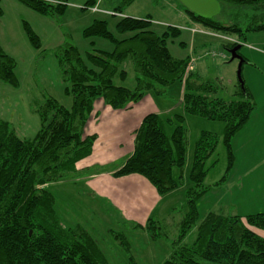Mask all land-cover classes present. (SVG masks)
<instances>
[{
  "label": "trees",
  "instance_id": "1",
  "mask_svg": "<svg viewBox=\"0 0 264 264\" xmlns=\"http://www.w3.org/2000/svg\"><path fill=\"white\" fill-rule=\"evenodd\" d=\"M16 1L41 16L57 19L66 14L69 4V0ZM99 1L85 0L81 10L89 11ZM135 1L125 0L116 8L117 13L122 14ZM217 1L222 7L221 14L229 10L230 23L219 20L221 14L204 19L180 6L195 24L207 31L235 38L236 43L225 46L229 52L245 43L247 35L264 32V0ZM1 2L0 18L4 16ZM152 26L151 16L124 17L117 24L116 32L126 37L119 39L110 32L107 21L95 20L83 31V37L108 41L114 47L112 52L95 49L94 42H91L92 51L84 57L70 43L59 48L57 57L65 84L64 95L72 99V105L65 107L46 96L42 105L36 107L37 102L31 103V112L41 122L33 139H20L15 127L0 117V264H109L87 230L63 223L49 190L53 184L77 183L91 174V170L78 171L77 164L92 155L97 141L96 135L86 134V128L98 100L115 111H126L150 92L168 99L166 88L176 82L183 83L184 113L224 124L222 141L228 165L225 175L214 187L227 181L235 164L232 141L246 127L255 105L245 85L240 83L233 99L221 98V89L215 81H203L199 74L188 70L190 57L183 60L172 57L168 40L178 39L181 30L169 26L165 33L158 35ZM23 28L30 45L41 50V39L27 21H23ZM16 68V60L0 44V83L19 89ZM132 77L133 84L127 86ZM171 128L173 131L169 134ZM187 138L184 116L147 115L136 132L133 154L113 176H141L160 197L177 191L184 181ZM218 143L219 136L210 132H203L197 141L189 175L192 187L187 191V213L179 224L171 254L163 264H264V237L258 233L264 231V213L239 216L208 211L204 216L199 214L198 202L210 192L205 186L206 164L216 153ZM175 170L180 172L178 177L174 175ZM122 223L131 230L146 231L153 239L166 236L161 221L154 218L144 225L125 218ZM112 237L129 251L128 242L121 234L112 233ZM130 262L135 264L132 258Z\"/></svg>",
  "mask_w": 264,
  "mask_h": 264
},
{
  "label": "rangeland",
  "instance_id": "2",
  "mask_svg": "<svg viewBox=\"0 0 264 264\" xmlns=\"http://www.w3.org/2000/svg\"><path fill=\"white\" fill-rule=\"evenodd\" d=\"M10 1L19 6H24L16 0H2L1 7L5 15L0 18V31L2 30V24H6L7 21L13 22L14 18L19 17ZM74 1L69 0L68 10L60 19L44 17L45 20L49 21H44V23L30 21L41 39L43 45L41 50H35L31 47L23 34V30L22 33L20 31L21 37L17 39L19 54H16V75L21 88L14 89L9 85L0 83V115L3 117L2 119L9 121L15 127L17 135L22 140L33 139L41 127L39 116L31 112V103L37 102L36 107L42 105L46 96L54 98L65 107L69 108L72 105V99L64 95L65 84L57 50L66 43H70L77 47L83 57L86 53L92 51L89 40L83 37V30L99 18H107L110 21L111 31L116 34L114 27L117 16L115 19H111L110 16L102 15V13L93 14V9L83 12L78 9V6L72 5ZM124 1L121 0V5ZM106 7L107 4L105 3L101 5V8ZM224 11L219 20L228 24L230 23L228 20L230 12L228 9ZM128 13L130 18L140 17V19H143L151 16L154 21L153 31L158 35H162V32L166 31L169 26L186 27V19L183 15L186 13L176 0H136ZM34 14L37 13L34 12ZM21 17L25 19L24 16ZM26 21L28 20L26 19ZM215 35L205 40V43H208L201 48L204 50L203 52H200V47H198L196 53L193 54L191 52L192 35L190 32L182 30L178 39H170L168 48L172 57L176 60H183L189 56L198 59L206 52L223 55V57H216L214 60L201 58L204 61H197V69L194 72L199 74L203 81H215L221 89V95L219 94L221 98L231 100L239 90L237 76L239 61H229L231 55L225 46L232 45L237 40L221 34ZM58 38L61 42L59 45ZM180 43H185V47H181ZM241 45L243 47L240 50V55L249 60L248 63L243 64L242 78L255 105V110L246 127L234 137V143L238 141L242 144L245 141L251 142L252 146L246 147L242 152H247L251 156L252 162L251 165L248 162L246 165L245 163L242 165L239 157L238 167L232 169L224 185L218 188L214 187L225 175L228 165L227 153L222 141L224 124L186 115L183 105L180 103V93L183 88L181 82H176L166 88L168 99H158L163 104L168 102L166 105L174 111L172 115L185 117V127L188 131L187 164L182 172L184 176L183 186L166 197L161 206L162 208L154 216V219L161 221V227L166 236H157L156 239H153L146 231L131 230L130 227L122 223L121 213L116 212L109 203L105 201L101 203L88 196L83 184L64 181L49 187L55 197L56 213L63 223L68 227L79 225L87 230L96 240L109 264H131L130 258L133 259L135 264H163L168 259L172 251V244L179 234V224L187 213V191L192 187L189 175L195 147L203 132L218 135L219 143L216 153L206 164L208 176L205 180V186L210 188V192L198 202L200 216H204L208 211L225 215H248L256 213L260 207L264 209V55L259 54V51H264V32L247 35L246 42ZM95 49L113 51L114 47L106 40L97 39ZM250 54H254L255 62ZM250 61L254 65L251 66ZM189 67L192 68V65L190 64ZM261 71H263V77ZM258 75L262 79L259 80L256 77ZM132 79L133 77L127 82V86L133 84ZM252 82L257 87L251 86ZM257 127L262 129L259 132L261 136L256 134L252 141L249 134L257 131L246 130L247 128ZM172 131L173 128L169 129V134ZM245 134H247L246 137H244ZM242 138L244 139L242 140ZM255 166L257 167L254 168ZM112 233L121 234L124 237L128 242L129 251L124 250L114 241Z\"/></svg>",
  "mask_w": 264,
  "mask_h": 264
},
{
  "label": "crops",
  "instance_id": "3",
  "mask_svg": "<svg viewBox=\"0 0 264 264\" xmlns=\"http://www.w3.org/2000/svg\"><path fill=\"white\" fill-rule=\"evenodd\" d=\"M48 1L56 2L57 0H48ZM83 1L75 0L72 3V5L78 6V9L81 10L85 5V0ZM10 3L14 7L19 17L14 18L13 22L7 21L6 24H2V30L0 31V44L3 50L9 56H11L16 60V54H19V51L17 49L18 47L17 39L21 37L20 31L22 33L23 30V34L25 35L23 28V21H26L27 19L28 24L37 34L38 32L36 28L34 27V25H32V23H30V21L44 23V21H49V20H45L46 18H44V16L34 14L32 10L28 9L25 6H19L18 4L12 1H10ZM103 3L107 4L106 8H101V5ZM120 4H121V0H101L98 3L99 10L101 11L99 12H94L92 10L91 11L93 14L102 13V15L104 14L110 16V14H108L109 12H115V13L118 12L116 8H118ZM130 7H128L122 14H120V16L116 17L117 21L115 23V27H114L115 29L117 24L119 23V21H121L122 18L130 17L128 13ZM183 15L186 19L185 20L186 27H182V28L178 27V28L181 30V32L182 30H186L191 33L192 35L191 52L193 54L196 53V48L198 47H200L199 49L200 52H203L204 50H202L201 48H203V46H205V44L208 43V42L205 43V40L209 37H214L216 35L208 32L203 27L195 24L188 17V15L186 14ZM21 16H24L25 19H22ZM110 18L115 19V16L114 17L110 16ZM133 18L140 19V17H133ZM97 20L107 21L109 23V30L111 33H113L110 29V21L107 18H99ZM152 30H153V26H152ZM166 31H163L162 34L165 33ZM114 35L119 39H123L124 37H126L124 35H119L117 32ZM58 39H59L58 42L59 45L61 44V42H60V38ZM96 40L97 39L89 40L90 45L91 42H94L96 45ZM169 41L170 40H168V43ZM108 52H112V51H108ZM207 54L208 52H206L205 55L203 56L199 55L200 57L198 59H196L193 56H189L191 58L192 71H195L197 69L196 68L198 65L197 61L201 60V58H205V59L210 58L212 60L216 58L213 56L211 57V55H207ZM259 54L264 55V51L263 50L259 51ZM253 55L254 54L251 55V58L255 62L256 58L253 57ZM249 64L251 66L254 65L252 61H250ZM260 73L262 74L263 77V71H261ZM256 77L259 80L262 79V77L259 75ZM251 84H252L251 86H256L255 84L253 85V82ZM183 93H184V86L181 89V93H180L181 105H182ZM158 99L160 98L156 97L154 93L150 92L149 94H147L144 100H142L140 103L134 105L131 109L126 111H115L111 107L106 105L103 100H98L95 104V110L92 119L90 120L86 128V134L90 136L96 135L97 141L94 145L92 155L77 164L78 171L85 172L91 170V174L88 177L80 179L77 182L78 184H83L84 190L86 194H88V196L94 198L96 201L101 203L104 201L108 202L111 206L115 207L119 211V213H121L123 218L129 221L136 222L141 225L146 224L150 218H155L154 216L157 214L156 212H159V210L162 208L161 206L164 203L166 197L172 195L175 192L170 193L164 197H160L156 192V190L152 187V185L141 176L133 175L123 178H115L113 175L117 170H119L123 166L125 161L133 154L136 132L140 128L144 118L147 115L158 114L165 118L169 116H173L172 115L174 114L173 109L166 105V103L168 102H165L163 104V102L158 101ZM248 130L257 131L255 133L249 134L251 136V140L254 139L256 134L257 136H261L259 132H261L262 129L259 127L247 128L246 131ZM246 135L247 134H245L244 137H246ZM243 139L244 138H242V140ZM234 141L235 139L232 141V148L235 155V164L233 169L238 167L239 157L241 159L242 165H244V163L246 165L247 162L249 163V165H251L252 162L251 156H249L247 152L243 153L246 147L252 146L251 142L245 141L242 144L240 141L236 143H234ZM256 167L257 166H255L254 168ZM92 170H95V172L93 173ZM174 175L175 177H178L179 172L175 170ZM261 208L262 207H260L259 210L256 211V213L254 214L264 213V209ZM254 214H248V215H254ZM234 215L248 216L246 214L244 215L234 214ZM258 233L259 235L264 237V231H260V232L258 231Z\"/></svg>",
  "mask_w": 264,
  "mask_h": 264
},
{
  "label": "water",
  "instance_id": "4",
  "mask_svg": "<svg viewBox=\"0 0 264 264\" xmlns=\"http://www.w3.org/2000/svg\"><path fill=\"white\" fill-rule=\"evenodd\" d=\"M179 4H181L186 10L195 14L198 17L204 19H213L218 17L221 14L222 7L217 0H177ZM242 45L239 44L232 50H230L231 59L230 62L235 60L239 61L238 65V81L241 86L244 85V81L242 78V67L245 62L244 58L239 54Z\"/></svg>",
  "mask_w": 264,
  "mask_h": 264
},
{
  "label": "built area",
  "instance_id": "5",
  "mask_svg": "<svg viewBox=\"0 0 264 264\" xmlns=\"http://www.w3.org/2000/svg\"><path fill=\"white\" fill-rule=\"evenodd\" d=\"M93 11L94 12H99L100 10L96 7L95 9H93ZM109 14H111V15H114L113 13H109ZM211 55L213 56V57H217V56H219V57H223V55H221V54H216V53H211Z\"/></svg>",
  "mask_w": 264,
  "mask_h": 264
},
{
  "label": "flooded vegetation",
  "instance_id": "6",
  "mask_svg": "<svg viewBox=\"0 0 264 264\" xmlns=\"http://www.w3.org/2000/svg\"><path fill=\"white\" fill-rule=\"evenodd\" d=\"M177 1V0H176ZM179 4V3H178ZM179 5H181V4H179Z\"/></svg>",
  "mask_w": 264,
  "mask_h": 264
}]
</instances>
